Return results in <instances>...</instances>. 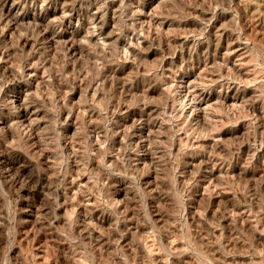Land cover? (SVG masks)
<instances>
[{
    "label": "rangeland",
    "instance_id": "rangeland-1",
    "mask_svg": "<svg viewBox=\"0 0 264 264\" xmlns=\"http://www.w3.org/2000/svg\"><path fill=\"white\" fill-rule=\"evenodd\" d=\"M0 264H264V0H0Z\"/></svg>",
    "mask_w": 264,
    "mask_h": 264
},
{
    "label": "bare ground",
    "instance_id": "bare-ground-1",
    "mask_svg": "<svg viewBox=\"0 0 264 264\" xmlns=\"http://www.w3.org/2000/svg\"><path fill=\"white\" fill-rule=\"evenodd\" d=\"M140 116V115H139ZM139 119H140V117H139ZM149 119V118H148ZM141 120V119H140ZM140 120H138V121H140ZM148 123V122H147Z\"/></svg>",
    "mask_w": 264,
    "mask_h": 264
}]
</instances>
